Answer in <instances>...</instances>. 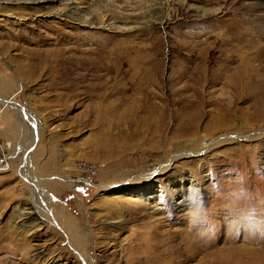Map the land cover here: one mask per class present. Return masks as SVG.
Segmentation results:
<instances>
[{"label":"rangeland","instance_id":"obj_1","mask_svg":"<svg viewBox=\"0 0 264 264\" xmlns=\"http://www.w3.org/2000/svg\"><path fill=\"white\" fill-rule=\"evenodd\" d=\"M79 1L94 26L59 2L0 0V264L263 257L264 121L253 112L264 86L255 93L248 82L253 92L242 98L237 79L208 74L219 67L208 62L211 49L264 46V31L239 33L264 26L263 0H157L151 13L156 0ZM103 15L119 28L103 27ZM178 154L152 179L159 210L148 194H128L133 186L100 187L130 185ZM23 202L43 215L26 220L29 230L20 227Z\"/></svg>","mask_w":264,"mask_h":264},{"label":"bare ground","instance_id":"obj_2","mask_svg":"<svg viewBox=\"0 0 264 264\" xmlns=\"http://www.w3.org/2000/svg\"><path fill=\"white\" fill-rule=\"evenodd\" d=\"M7 1H12V0H7ZM13 1L24 2V3H32V4H35V5H38L39 3L43 2V1H44V3L45 2H59L60 5H64V7H66V9L68 11L67 15L69 17L78 20V22H80L81 24L83 23L85 25L94 26L90 16H88L86 14L87 12L83 8H81V5H79L80 1L77 2V0H13ZM105 3H106V7L111 5L109 2H105ZM162 3H161V1H157L156 0L152 4L147 5V9L146 10L149 13L154 12V11L155 12H160ZM263 3H264V0H263ZM104 6H105V4H104ZM216 10L213 9V12H215ZM199 14L202 16V15H205V14H208V13L205 12L204 10H202V11L199 12ZM105 16L106 15H103V19L100 20L103 27L111 28L112 25H115V24L111 23V20L109 18H104ZM115 26L117 27V25H115ZM117 28H119V27H117ZM253 29H254V30H252L253 32L250 29H248L249 31H247V32H245L243 30V33H242V30H241L239 32L240 33V39L242 40L246 36H250L251 33L255 34L257 32L260 33L262 31H264V26H256V28H253ZM228 37H230V36H228ZM234 40L236 41V39H234ZM231 47H232V45H231ZM216 53H219V54L216 55ZM208 54H209V58H208V62L209 63H212L213 65H218L219 67L221 66V68L218 67V68H216L214 70H209L208 69L209 81L215 83V82H218L222 78H225V77L237 79V81L240 82V85H239L240 86V96L242 98L244 96L248 95V92L249 93L253 92L252 90H250V87H247V85H248L247 83L248 82H256V85L254 86L255 91H256L255 93H258L257 90L261 86H264V64H262L264 62V46L263 45H258L257 48L254 51H251L250 49H247V48L244 49V45H243V46H240V47L236 46V48H230V47L229 48H226V47L219 48L218 52H216L215 49H211L208 52ZM254 61H259V62H258V64H254ZM234 63H235V65L231 67L230 65L234 64ZM133 65H134V63H133ZM138 67L140 68L141 66L139 65ZM207 68H208V66H207ZM228 69L232 70V73L229 74V75L227 74L229 72ZM129 70H128V72H129ZM196 70L198 71V69H196ZM202 72H204V71H202ZM205 73H207V72H205ZM139 77H141V76H139ZM144 80H145V77H144ZM232 85L236 86L234 82H232ZM262 88H264V87H262ZM247 89H249V90H247ZM260 92L259 93H260V95H262V97H261L262 100H261V102H259V104H261V105L254 109L253 117H254V119L258 120V122H263L264 121V90L263 91L260 90ZM251 99L259 101V99H257L256 96H253V95L251 96ZM4 100H5V102L10 101L9 99H5V98H4ZM191 117H192V115H191ZM262 134H264V131H263ZM204 151L205 150L199 149L198 152H204ZM29 152H30L29 150H25L24 151V159H25L24 162H25V164L23 166L28 164V159L30 157ZM177 156H179V154L176 155V156H173L171 159H169V163L167 165H165V164L161 165L158 168H154V169H152L150 171H147V172H144V173H140L138 175L133 176L128 181H125V183L126 182H130V185H126V184H124V182H116V183H112V184L101 183L100 187H102L104 189V191L105 190L106 191H111V190H116L120 186H122V188H124V186H128V187L133 186V188H132L133 190L128 192V194H136V195H140V196L141 195L144 196L145 194H148L145 199L147 201L149 200L148 203L150 204V207L152 209H158L159 210V208H162L161 204H163V202L161 200V197H160L161 193L154 192V194L149 195L150 189L152 190V188L154 186L153 185L154 183L152 182V179H153V177L155 175H161V174L163 175L167 171L169 166L171 165L170 164L171 160L172 159L175 160V158H177ZM121 183H123V184H121ZM37 186L39 187V185H37V184L34 185L35 193L36 192L39 193V188ZM166 190L168 192L170 191L169 188H167ZM170 192H172V191H170ZM172 199H174L173 202L175 203V205H177V207H181L182 205H184L183 204L184 203V199L180 198V197H176L175 189L173 190ZM113 206L117 207V205H113ZM22 207H24V208H23V210H21L20 214H22L24 216L25 222L20 223V227H22V228L27 227L28 230H29L34 224H32L31 222H29L27 224L26 220L32 221L33 219L37 218V216H39L38 219H40V217H42L43 215L40 214L39 208L37 206V203L34 206L31 203L26 204V202H23V206ZM136 211H137V208H136ZM169 247H170V245L168 246V248ZM171 247H173L172 249L175 250V253H177L179 256L183 255V260L186 261L187 259L191 258V249L186 250V248H180L179 245H171ZM180 249H181V251H180ZM165 250H167V246H166ZM165 253H167V252H165ZM162 254H163V252H162ZM177 254L175 256H177ZM258 257L259 258H257L254 262L251 261V260H247V261H250V262H247V264H264V258H263L264 256L262 257L260 255ZM230 263H231V261H230Z\"/></svg>","mask_w":264,"mask_h":264},{"label":"built area","instance_id":"obj_3","mask_svg":"<svg viewBox=\"0 0 264 264\" xmlns=\"http://www.w3.org/2000/svg\"><path fill=\"white\" fill-rule=\"evenodd\" d=\"M76 165H77V167L84 169L85 172L94 173L93 165L83 164V161H78Z\"/></svg>","mask_w":264,"mask_h":264},{"label":"snow or ice","instance_id":"obj_4","mask_svg":"<svg viewBox=\"0 0 264 264\" xmlns=\"http://www.w3.org/2000/svg\"><path fill=\"white\" fill-rule=\"evenodd\" d=\"M33 127H35V125H33ZM80 191H82V190H80Z\"/></svg>","mask_w":264,"mask_h":264}]
</instances>
